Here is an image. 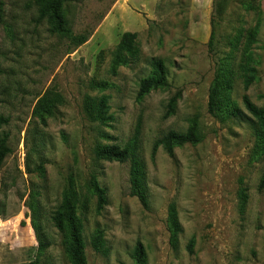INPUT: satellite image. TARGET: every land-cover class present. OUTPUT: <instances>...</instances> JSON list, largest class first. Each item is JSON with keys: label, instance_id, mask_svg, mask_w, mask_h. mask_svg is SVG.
I'll list each match as a JSON object with an SVG mask.
<instances>
[{"label": "rangeland", "instance_id": "374dc122", "mask_svg": "<svg viewBox=\"0 0 264 264\" xmlns=\"http://www.w3.org/2000/svg\"><path fill=\"white\" fill-rule=\"evenodd\" d=\"M0 1V116L10 120L2 132L13 151L5 179H17L15 188L0 191V264H71L67 232L52 221L69 183L78 193L87 264H138L139 244L143 264H264V130L244 104L248 99L264 109V0L228 2L216 56L209 50L214 0H66L68 27L88 37L78 48L40 20L35 0ZM126 33L138 35L137 52L126 67L114 68ZM255 33L252 52L260 64L246 90L241 65ZM222 60L231 81L228 120L208 111ZM153 61L164 63L169 86L140 97ZM47 93L56 112L44 116V126L34 112ZM103 98L111 117L105 124L94 120ZM192 127L202 136L199 145L172 154L156 149L171 132ZM131 145L144 166L146 207L131 196L132 160L106 163L96 154ZM93 179L106 191L101 211ZM35 205L44 250L33 225ZM172 211L182 230L176 245L168 226ZM99 233L101 253L93 248Z\"/></svg>", "mask_w": 264, "mask_h": 264}, {"label": "trees", "instance_id": "16d2710c", "mask_svg": "<svg viewBox=\"0 0 264 264\" xmlns=\"http://www.w3.org/2000/svg\"><path fill=\"white\" fill-rule=\"evenodd\" d=\"M65 1L66 0H35L36 5L39 7L40 20L47 19L51 26L52 33L70 39L76 48L84 45L88 41V37L74 36L72 30L68 27L65 19ZM230 0H214V13L211 21L212 25V38L209 43V50L212 56L218 55L216 36L220 28V22L225 14L226 7ZM247 6V5H246ZM249 10H254L252 6L248 7ZM4 11V4L0 1V24L2 21ZM255 34L249 36L247 43L244 46L243 64L241 65V72L243 73L242 79L244 87L249 90L257 79V69L259 62L256 61L255 55L252 52V45L255 42ZM137 39L138 35L135 33H126L123 35L119 45L117 46L114 54V68L119 66L126 67L130 58H133L137 52ZM231 48H236L233 41H230ZM227 60L220 61L215 72V77L210 89L208 111L209 114L220 120H228L232 114L229 105L225 99L227 92L231 90V81L227 79ZM254 66V67H253ZM153 69L151 77L145 79L140 88V97L149 95L153 91L164 90L168 88V72L162 61H153L151 64ZM177 97L173 98L169 103V110L167 117L174 113L176 108ZM247 112L259 123L264 130V109L256 108L248 99L244 101ZM56 112V103L52 101L51 93L43 96L35 109L34 116L39 119L44 126H47V121L44 116L53 117ZM107 99L103 98L96 108L94 120L105 124L111 117H108ZM166 117V118H167ZM10 124L9 118L0 116V191L6 193L10 188H15L17 185L16 177H11L9 180L5 179V168L7 160L12 156L13 151L9 146L8 136L2 130ZM196 127L190 128L186 133L179 134L171 132L164 139L159 141L156 149L160 146L164 148L169 154H172L174 149L183 148L187 145H199L203 139ZM97 157L99 160L106 163H119L125 164L132 160L131 167V196L138 198L141 204L147 206V197L145 190V173L144 166L140 160L135 157L134 146H128L125 149L118 147H103L97 150ZM38 172H44L43 165L38 167ZM91 187L93 193L98 199V209L101 211L106 206V191L100 188L99 184L92 180ZM260 191H264V176L259 186ZM78 193L74 189L73 183H69L63 193L62 203L59 209L53 214L52 221L56 229L67 232V255L71 264H87L86 260V245L82 236V223L77 215ZM33 225L36 231L40 249L44 250L48 247L41 237V230L37 221L40 219L37 205L32 207ZM4 212L0 211V215ZM169 231L171 233V243L177 244L178 235L182 232L178 219L174 211L170 214L168 219ZM93 248L97 253L103 250V239L99 233L93 241ZM190 251H192V243L190 244ZM134 258L138 264L144 263V251L141 244L138 245L135 251Z\"/></svg>", "mask_w": 264, "mask_h": 264}]
</instances>
